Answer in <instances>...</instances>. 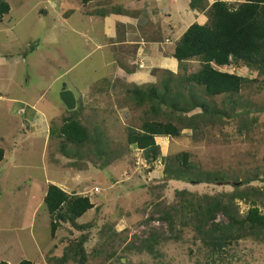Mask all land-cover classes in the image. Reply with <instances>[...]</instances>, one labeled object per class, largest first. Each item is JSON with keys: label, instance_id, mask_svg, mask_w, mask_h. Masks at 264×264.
I'll list each match as a JSON object with an SVG mask.
<instances>
[{"label": "rangeland", "instance_id": "rangeland-1", "mask_svg": "<svg viewBox=\"0 0 264 264\" xmlns=\"http://www.w3.org/2000/svg\"><path fill=\"white\" fill-rule=\"evenodd\" d=\"M6 1L10 11L0 21V261L52 264L84 238L83 263L68 250L62 264H264V230L214 251L182 225L176 195L247 191V198L234 199L238 214L250 207L264 213V74L213 64L252 81L237 93L209 98L203 87L183 80L201 67L199 58L171 56L191 23L207 22L215 0H204V10L191 9L189 0ZM223 1L235 7L246 0ZM170 77L182 100L206 101L225 112L197 129L181 128L176 137H155L160 157L147 163L141 149L127 144L128 128L137 130L147 118H174L166 107L150 113L132 90L159 87ZM62 90L72 95V108ZM67 117L99 140L63 141L58 133ZM180 152L197 169L225 177L223 183L170 179V160L162 157ZM48 184L93 204L74 224L61 223L53 237L43 200ZM165 211L173 217L172 231ZM216 220L225 219L217 214Z\"/></svg>", "mask_w": 264, "mask_h": 264}, {"label": "trees", "instance_id": "trees-1", "mask_svg": "<svg viewBox=\"0 0 264 264\" xmlns=\"http://www.w3.org/2000/svg\"><path fill=\"white\" fill-rule=\"evenodd\" d=\"M81 1L86 3L90 0ZM188 4L191 9L206 8L204 0H189ZM9 11L8 2L0 0V21ZM206 13V23H191L183 31L174 44L171 56L180 62L199 58L201 67L183 80L203 87L206 97L237 93L244 84L252 80L234 73L219 71L213 67V64L223 66L234 63L264 74V0H246L235 7L226 1L215 0L207 8ZM171 78H164L159 87L132 90L133 98L139 103H146L150 113L165 112L162 108L166 107L169 110L168 114L174 118L165 121L147 118L137 130L133 127L128 128L127 144L141 149L147 163H152L160 157V149L155 137H176L180 134L181 128L197 129L201 123L218 121L225 112L207 104L206 101L182 100L179 93L173 90ZM196 107L200 108V112L190 116L182 115ZM58 134L63 141L74 145H84L99 140L94 138L78 120L71 117L64 119ZM3 157L4 150L0 147V161ZM188 158L187 152H180L170 158L162 157L166 162L170 160L165 168L166 175L173 180L194 179L198 183L218 181L223 183L225 177L218 172L197 169ZM187 194L185 190L176 192L182 202L180 212L185 213L182 225L191 226L214 251L244 237H257L264 230V213L259 212L256 207H250L244 215H239L235 208L234 199L247 198V191L221 192L215 196L200 197L191 194L188 197ZM43 200L50 217L49 228L52 237L61 223L74 224L75 219L93 207L87 196L68 194L54 184L47 185ZM251 202L254 203V200ZM217 214H221L225 220L217 221ZM163 219L168 222V227L172 231L173 217L169 211L164 212ZM83 242L84 238L72 244L64 255L51 258V263H64L68 250L80 256V263H83L85 259ZM149 250L152 251L151 248ZM0 264L9 263L2 260ZM16 264L33 263L22 259Z\"/></svg>", "mask_w": 264, "mask_h": 264}, {"label": "water", "instance_id": "water-1", "mask_svg": "<svg viewBox=\"0 0 264 264\" xmlns=\"http://www.w3.org/2000/svg\"><path fill=\"white\" fill-rule=\"evenodd\" d=\"M61 98L67 104V106L69 108H72V106L74 104V102H73L74 100H73L72 95L70 94V92L68 90H62L61 91Z\"/></svg>", "mask_w": 264, "mask_h": 264}, {"label": "built area", "instance_id": "built-area-1", "mask_svg": "<svg viewBox=\"0 0 264 264\" xmlns=\"http://www.w3.org/2000/svg\"><path fill=\"white\" fill-rule=\"evenodd\" d=\"M97 189V188H96Z\"/></svg>", "mask_w": 264, "mask_h": 264}]
</instances>
